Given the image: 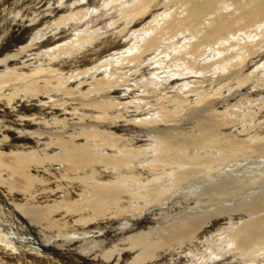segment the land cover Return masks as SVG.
Returning a JSON list of instances; mask_svg holds the SVG:
<instances>
[{"label":"rangeland","instance_id":"1","mask_svg":"<svg viewBox=\"0 0 264 264\" xmlns=\"http://www.w3.org/2000/svg\"><path fill=\"white\" fill-rule=\"evenodd\" d=\"M0 48V139L62 162L25 191L2 160L0 220L29 240L0 264H264V0H0Z\"/></svg>","mask_w":264,"mask_h":264},{"label":"bare ground","instance_id":"2","mask_svg":"<svg viewBox=\"0 0 264 264\" xmlns=\"http://www.w3.org/2000/svg\"><path fill=\"white\" fill-rule=\"evenodd\" d=\"M1 49V48H0ZM23 50V49H22ZM50 56V55H49ZM51 63V62H50ZM55 65H53V66H49L50 68H52V67H54ZM39 67H41V66H39ZM48 68V67H47ZM47 68H46V70H47ZM35 69V68H34ZM40 69V68H39ZM43 69V68H42ZM41 69V70H42ZM44 72V71H43ZM15 73V72H14ZM61 73V72H60ZM51 77V76H50ZM66 77V76H65ZM67 80V79H66ZM65 81V80H64ZM72 81V80H71ZM76 81V80H75ZM74 81V82H75ZM77 82V81H76ZM50 83V82H49ZM66 83V82H65ZM77 83H79V82H77ZM32 84H34V83H32ZM31 84V85H32ZM36 84V83H35ZM70 84V83H69ZM75 84V83H74ZM28 85H30V84H28ZM71 86V85H70ZM31 87H33L32 89V92H34V90H36V89H34V86H31ZM80 86H78V88H79ZM35 88H37L38 89V87H36L35 86ZM75 88V87H74ZM31 91V90H30ZM36 92H38V90H36ZM35 92V93H36ZM35 95V94H34ZM36 95H37V93H36ZM33 96V95H32ZM18 98V97H17ZM28 98V97H27ZM26 98V99H27ZM3 99V98H2ZM51 99V98H50ZM49 99V100H50ZM20 100V99H19ZM25 100V99H24ZM25 101H27V100H25ZM29 101H31V100H29ZM35 101V100H34ZM50 101H54V100H50ZM44 102V101H43ZM58 102V101H57ZM97 101H95V103H96ZM99 102V101H98ZM20 103V102H19ZM36 103V102H35ZM37 103H38V101H37ZM49 103V101L47 102V104ZM51 103H53V102H51ZM50 103V104H51ZM94 103V104H95ZM103 103V102H102ZM9 104V103H8ZM24 104H27V103H25L24 102ZM45 104V103H44ZM93 104V106L95 107V105ZM97 104V103H96ZM10 105H11V103H10ZM14 105V104H13ZM20 105H21V103H20ZM19 105V106H20ZM52 105V104H51ZM56 105V104H55ZM105 105V104H104ZM108 105H110V104H108ZM107 105V106H108ZM48 106H49V104H48ZM57 106V105H56ZM55 106V107H56ZM103 107V106H102ZM10 108V107H9ZM15 108V107H14ZM47 108V107H46ZM52 108H54L53 106H52ZM56 108H58V107H56ZM55 108V109H56ZM62 108V107H61ZM11 109V108H10ZM54 109V110H55ZM13 110V109H12ZM53 110V109H52ZM57 110H59V109H57ZM61 110V109H60ZM60 110H59V112H60ZM1 111H2V109H1ZM43 112H46V111H43ZM53 112V111H52ZM58 112V113H59ZM51 113V112H50ZM50 113H48V114H50ZM57 113V114H58ZM64 113V112H63ZM68 114V113H67ZM52 115H55V114H52ZM62 115V118H63V116L64 115H66V113L63 115V114H61ZM56 116V115H55ZM56 118V117H55ZM61 119V118H60ZM66 119V118H65ZM55 120V119H54ZM62 122V121H61ZM116 122V121H115ZM94 127V126H93ZM114 128H116V127H114ZM104 129V128H103ZM8 131V130H7ZM9 132V131H8ZM12 132V131H11ZM111 132V131H110ZM109 131H104V130H100V129H98V128H92L91 129V133H90V136L91 137H95V138H98V139H101V138H104V137H107L108 136V134H111ZM83 133V132H82ZM81 133V134H82ZM89 133V132H88ZM119 133V132H118ZM77 134V133H76ZM80 134V135H81ZM87 133H85V135H86ZM5 135V134H4ZM13 135V134H12ZM14 135H16V134H14ZM17 135H19V134H17ZM59 135V134H58ZM73 135V134H72ZM83 135V134H82ZM112 136V135H111ZM15 137V136H14ZM14 137H11V138H14ZM17 137V136H16ZM68 137V136H67ZM74 137V136H73ZM71 138V140H66L65 138V140H63L62 141V143L63 142H65V148L67 149V151H68V153H70L69 155L73 158V157H75L76 156V158H78V157H80V156H82V155H84L86 152L88 153L89 151L87 150L88 148H87V146H85V144H83V142L82 141H85V137H84V139H83V137H81V138H76V139H74V138ZM108 137H110V136H108ZM107 137V138H108ZM115 137V136H114ZM20 138V137H19ZM18 138V139H19ZM60 138V137H59ZM59 138H58V140H59ZM63 138V137H62ZM112 138V137H111ZM4 139H5V136H4ZM14 139H16V138H14ZM110 139V138H109ZM57 140V141H58ZM5 141L6 140H3V139H0V166H1V164H2V160L3 159H5L6 157H11L10 159L12 160H9V161H11V162H13V163H9V164H7L8 166H10L11 167V174L12 175H18V177L17 176H15V178L19 181V183H14L15 185H17L19 188H22L23 190H25V191H31L32 190V188H33V186H34V183L38 180V181H45V180H47V178H48V174L49 173H47L48 171H51V170H54V171H58V170H60L61 168H62V165L60 164V163H62V162H60V163H52V164H50V165H48V166H45V167H43V168H38L37 166L35 167V166H33V164H30L31 162H33L35 159H36V153H38V152H36L35 153V151H33V152H28V153H16V154H13V155H10L9 153H10V151H8L7 150V146H6V143H5ZM21 141H24V140H22V138H21ZM31 142V141H30ZM121 142V141H120ZM26 143V142H25ZM24 144V143H23ZM120 144V143H119ZM8 145V144H7ZM62 145V144H61ZM118 145V144H117ZM28 146H29V144H28ZM47 146H49V144L47 145ZM9 147H10V145H9ZM11 148H13V149H15L16 150V148H14V147H12L11 146ZM30 148V147H29ZM28 148V149H29ZM47 148V147H46ZM18 149V148H17ZM34 149H35V147H34ZM33 149V150H34ZM119 149V148H118ZM7 150V151H6ZM25 150V152H26V149H24ZM36 151H37V149H36ZM58 152V151H57ZM62 153V152H61ZM116 158H118V157H116ZM49 160H51V157H49L48 158ZM38 160V159H37ZM36 160V161H37ZM111 160V159H110ZM6 162V161H5ZM35 162V161H34ZM67 162V161H66ZM70 162V166L71 167H77V166H79V165H77V160L75 159V161H74V159L72 160L71 159V161H69ZM4 163V162H3ZM3 165V164H2ZM34 165H36V164H34ZM40 165V164H39ZM88 166V165H87ZM100 166V165H99ZM2 167V166H1ZM0 167V168H1ZM5 167V166H4ZM7 167V166H6ZM67 167V166H66ZM9 168V167H8ZM72 169H74V168H72ZM77 169V168H76ZM93 169V168H92ZM92 171V170H91ZM86 172V171H85ZM109 172V171H108ZM9 173V172H8ZM58 173V172H57ZM90 173V172H89ZM111 173V172H110ZM68 174V173H67ZM93 182L90 184V188L89 189H91V193L93 194V195H97V194H99V192H100V189L102 188V187H105L106 185H107V182H103V181H100V179H101V175L99 174V176L97 175V173H96V171L94 172L93 171ZM114 174V173H113ZM112 174V175H113ZM72 175H73V173H72ZM110 175L111 174H109V177H110ZM46 176H47V178H46ZM57 176H58V174H57ZM60 176V175H59ZM8 177V176H7ZM72 177V176H71ZM66 178V177H65ZM84 178V177H83ZM111 178V177H110ZM120 178V177H119ZM14 179V178H13ZM109 179V178H108ZM107 179V180H108ZM114 179V178H113ZM118 179V178H117ZM117 179H116V181H117ZM53 180V179H52ZM77 180V179H76ZM105 181V180H104ZM57 182V181H56ZM66 182V181H65ZM109 182H110V180H109ZM121 182H123V181H121ZM11 183V182H10ZM53 183H55V182H53ZM59 183V182H58ZM114 183V182H113ZM56 185H57V183H55ZM112 184V183H111ZM110 184V185H111ZM44 185V184H43ZM78 185H79V183H78ZM110 185H107V186H110ZM86 186H88V185H86ZM11 187V186H10ZM17 187V188H18ZM72 187V186H71ZM54 189V188H53ZM63 189V188H62ZM65 189V188H64ZM63 189V190H64ZM80 189V188H79ZM78 189V190H79ZM110 189V188H109ZM85 190V189H84ZM57 191V190H56ZM66 190H64V192H65ZM69 191V190H68ZM82 191V190H81ZM107 191H108V189H107ZM58 192V191H57ZM62 192V191H61ZM67 192V191H66ZM85 192V191H84ZM63 193V192H62ZM69 193H71V194H74V191H70ZM79 193V192H78ZM68 194V193H67ZM85 194V193H84ZM90 194V193H89ZM83 195V194H82ZM70 196H72V195H70ZM74 196H77L76 194H74ZM73 196V197H74ZM59 197V196H58ZM64 196H62V197H60V202L61 201H63L64 200ZM74 198H77V197H74ZM103 198V197H102ZM25 199V198H24ZM56 199H57V196H56ZM55 199V200H56ZM86 199V198H85ZM93 199V198H92ZM1 200V199H0ZM7 200V199H6ZM58 200V199H57ZM90 200V199H89ZM36 202V201H35ZM89 204V203H88ZM102 205V203L99 201V198L98 199H96V200H93V203L91 204V205ZM4 205V204H3ZM55 205V204H54ZM52 206V205H51ZM98 206V207H99ZM48 208V207H47ZM47 208H45V209H47ZM8 210H10L9 208H8ZM18 209H14V208H12L11 209V214L13 215V217L14 218H17V220H19V221H21V223H24L26 226H27V222L24 220V218H23V216L21 215V213L19 212V211H17ZM22 210V209H21ZM44 210V209H43ZM49 210H51V209H49ZM28 211V210H27ZM31 211V210H30ZM48 213V212H47ZM74 213V212H73ZM30 214V213H29ZM24 215L26 216V211H25V213H24ZM125 224V223H124ZM129 224V223H128ZM30 225V224H29ZM8 229V227H6V224L5 223H3L1 220H0V252L2 251H4V249H8L7 248V245L9 246V245H13L14 246V243H13V238H18V240H20L21 241V243H26V241H28L29 239H26V238H24L22 235L21 236H18L19 235V233H18V235H17V237H15V235L14 234H10V233H7L5 230H7ZM17 228V227H16ZM23 228V227H22ZM124 228V227H123ZM161 231V230H160ZM242 233H246V234H248L249 232H250V229L248 228V226H244L243 228H241V230H240ZM17 234V233H16ZM89 236V235H88ZM70 238V237H69ZM69 238H67V239H69ZM66 239V240H67ZM78 240V241H81V242H83V243H85V242H88V237H86V236H84V235H81V236H72L70 239H69V241L70 240ZM163 239V238H162ZM17 240V239H16ZM95 240V239H94ZM33 241V240H32ZM68 241V242H69ZM160 241H162V240H160ZM11 242H12V244H11ZM33 246H30V247H27V248H25V251L24 252H27L29 255H31V257L32 256H38V257H41L42 259H43V261H44V259L46 258L47 260L46 261H49L50 262V257H49V254L48 253H50V246L51 245H54V240H51V241H46V242H31V241H29ZM226 242V241H225ZM78 243V242H77ZM82 243V244H83ZM96 244V243H95ZM156 244V243H155ZM232 244V243H231ZM25 246H23V248H24ZM10 248V247H9ZM15 248V247H14ZM192 249V248H191ZM98 250V249H97ZM189 251H192V250H190V249H188ZM196 250V249H195ZM6 251V250H5ZM145 251V250H144ZM144 251H140L142 254H143V252ZM137 252V251H136ZM204 252V251H203ZM202 252V253H203ZM6 253H7V251H6ZM17 253V252H16ZM205 253V252H204ZM203 253V254H204ZM206 253H207V251H206ZM209 253V252H208ZM220 253H222V252H220ZM13 254V253H12ZM15 254V253H14ZM51 254V253H50ZM105 255L104 256H106L107 258H108V260H109V262H111V263H109V264H122V259H123V257L126 259V258H129V256H130V253H127V251H125V252H121V253H115V252H111V251H109V252H105L104 253ZM136 254V253H135ZM139 254V253H138ZM211 254H212V252H211ZM52 255V254H51ZM202 255V254H201ZM214 254H212V256H213ZM219 255V254H218ZM7 256V255H6ZM13 256H15V255H13ZM21 257H22V255H20ZM43 256H44V258H43ZM79 256V258H83L85 261H87L89 264H92L93 263V260H95L96 258H89V257H85L84 255H81V254H79L78 255ZM136 256H140V255H136ZM193 256V255H192ZM203 256V255H202ZM208 256V255H207ZM209 256H211L210 254H209ZM224 256V255H223ZM229 256V255H228ZM8 257V256H7ZM18 257V256H17ZM29 257V256H28ZM194 257V256H193ZM192 257V258H193ZM218 257V256H217ZM217 257H216V259H217ZM182 258H184V257H182ZM198 258H200V257H198ZM213 258V257H212ZM222 258V257H221ZM225 258V257H224ZM227 258V257H226ZM1 259V258H0ZM23 259V258H22ZM139 259L141 260L142 258H140L139 257ZM139 259H136L135 257L134 258H132V261H131V263L129 262V264H137L138 263V260ZM180 259H181V257H180ZM206 259H209V258H207L206 257ZM219 259V258H218ZM230 259V258H229ZM231 259H233V258H231ZM231 259H230V261H231ZM33 260V259H32ZM41 260V259H40ZM193 260H194V258H193ZM192 260V261H193ZM233 260H235V259H233ZM264 260V259H263ZM0 261H2V260H0ZM20 261H21V259H20ZM27 261H29V260H27ZM102 261H103V259H102ZM127 261V260H126ZM186 261V260H185ZM187 261H189V257H188V260ZM254 261V260H253ZM22 262V261H21ZM41 262V261H40ZM39 262V263H40ZM124 262V261H123ZM194 262H196V261H194ZM228 262V261H227ZM235 262H236V260H235ZM261 262V261H260ZM259 261H258V264H263V263H260ZM26 263H28V262H26ZM31 263V262H30ZM34 263V262H33ZM45 263V262H44ZM184 263V262H183ZM187 263H191V262H187ZM198 263V262H197ZM224 263V262H223ZM238 263H239V261H238ZM253 263H255V262H253ZM257 263V262H256ZM255 263V264H256ZM104 264V263H103ZM139 264V263H138ZM221 264V263H220ZM246 264V263H245ZM251 264H252V262H251Z\"/></svg>","mask_w":264,"mask_h":264}]
</instances>
